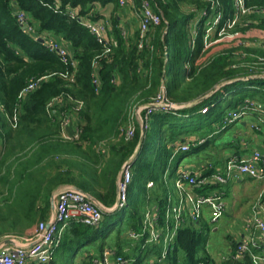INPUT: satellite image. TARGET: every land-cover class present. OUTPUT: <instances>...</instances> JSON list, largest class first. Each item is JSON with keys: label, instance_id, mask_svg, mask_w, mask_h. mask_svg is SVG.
I'll use <instances>...</instances> for the list:
<instances>
[{"label": "trees", "instance_id": "1", "mask_svg": "<svg viewBox=\"0 0 264 264\" xmlns=\"http://www.w3.org/2000/svg\"><path fill=\"white\" fill-rule=\"evenodd\" d=\"M133 1L134 6H128L140 10L143 0ZM150 1L161 22L151 26L148 40L140 46L139 26L128 34L121 25L123 6L118 0H0V239L26 235L48 219L53 192L66 184L113 207L121 169L134 155L126 204L105 211L99 225L71 218L50 259L40 264H76L79 256V264H99L108 248L113 258L122 256L127 264H142L145 255L162 256L159 245L165 233L157 241L153 229L173 225L167 211L179 194L170 195L168 180L179 168L178 160L218 136L215 142L246 117L252 116L247 125L253 131L264 130L254 109L264 108V76L256 75L263 70L245 68L225 52L234 43L228 48L247 52L248 59H254L251 54L264 56L259 45L264 41V15L256 11L242 15L233 29L240 30L239 35L205 47L206 18L198 19V14L209 2ZM220 1L226 16L233 14V0ZM109 2L115 3L110 16L94 8ZM247 3L264 6V0ZM68 7L78 8L80 17L107 22L108 37L116 40L109 52L78 17L70 16ZM18 10L29 16L32 30L19 21ZM45 33L65 43L76 64L66 63L58 50L41 41ZM247 40L250 47L243 46ZM41 78L38 87L26 91ZM164 92L178 108L156 106L148 117L144 109L146 125L138 127L137 120L132 139L118 138L133 109L150 105ZM60 95L65 105L61 110L74 111L81 124L78 139L63 138L60 113L48 109ZM241 112L240 118H233ZM106 142L108 154L100 146ZM184 143L190 145L188 150L180 148ZM202 220L181 223L164 264H254L250 253L237 257L238 241L233 239L231 253L219 263L210 254H201L206 243L198 225Z\"/></svg>", "mask_w": 264, "mask_h": 264}, {"label": "built area", "instance_id": "2", "mask_svg": "<svg viewBox=\"0 0 264 264\" xmlns=\"http://www.w3.org/2000/svg\"><path fill=\"white\" fill-rule=\"evenodd\" d=\"M120 5L127 7L128 5L134 6L133 0H118ZM209 2V7L199 10L198 19L201 17L206 18L204 29V45L208 47L213 42L224 38L226 35L235 37L240 34V30H233L237 27L241 16L249 12L256 11L264 15V6L257 5L250 6L247 0H233L234 11L226 16L222 3L220 0H202ZM60 4L56 5V10ZM71 17H78L79 20L97 36L101 43H104V52H109L111 44L116 43L114 38L108 37L106 21L92 20L88 17H80L78 14V8L68 7ZM195 9V8H194ZM16 15L19 21L24 24L25 28L29 27V30L33 29L32 26H28V15L18 10ZM139 29H140V46L148 40V32L152 25H157L161 22V16L159 12L155 11L152 7L150 0H143L142 7L139 10ZM45 43L52 49H56L62 55L63 60L68 63L76 64L73 55L70 53L68 46L62 43L60 39L56 38L51 33H45ZM246 44L250 45V41L247 40ZM255 42H253L254 44ZM258 44V43H256ZM259 45L264 47V41L259 42ZM258 63H264V56L258 55ZM264 69V68H263ZM264 76L263 72L256 74ZM41 79L33 80L26 91L36 88L40 85ZM95 82L98 79L95 78ZM164 91H166L164 87ZM64 96L60 95L54 98L48 105V109L52 114L60 113L61 116V132L65 139H78L81 132V124L73 116V112L66 109L61 110L65 105ZM60 104V107L56 105ZM82 106V102L77 104V109ZM163 108H178L177 105L171 103L167 98L166 92L160 93L156 98V101L150 105H143L142 107H135L130 115L126 127L122 128V135L126 140L131 139L136 131L137 123L136 119L143 125H146L145 119L140 115V111L146 109V117L152 112L153 107ZM260 117L259 121L264 123V108L261 106H254ZM61 111V112H59ZM77 111V110H75ZM244 112L233 114V118H240ZM134 118V120H133ZM255 123L252 125L254 126ZM72 126L73 131H68V128ZM204 139L201 140L203 142ZM183 150H188L190 145L184 143L180 145ZM134 156L130 157L123 165L121 176L118 180V196L116 205L108 207L104 205L99 199L91 198L86 192H83L74 187V185L66 184L60 187V191L56 195V210L54 215H50L48 219L41 220L32 229L30 234L23 236L11 235L21 237L26 242H34L30 247H16L13 245L5 246L0 251V264H40L47 262L52 253L53 247L59 243L61 239V233L68 221L77 216L79 220L90 225H99L103 219L105 211H113L119 206L126 204L128 199V187L132 180L131 166L133 164ZM212 169L209 173H205L204 169ZM251 177L264 179V152L260 149L254 150L249 157H241L238 155H232L226 161L225 166L216 168L212 162H206L202 166L192 169H186L182 172L177 183L178 188H191L189 193L179 194L177 201H173L168 207L167 218L173 217V225L168 224L166 228L153 229V239L159 240L160 236L164 234V240L172 241L177 234V231L181 223L185 220L200 221L203 215V208L208 210L209 217L212 222L217 221L226 212L225 192L222 189H215V191L206 192L205 194H198L193 191L194 188H205L208 185H225L231 180L238 179L240 177ZM153 183L149 182L151 186ZM123 199V200H122ZM151 214H149L150 216ZM150 224L153 226V220H150ZM246 227L248 231L253 230L255 233L249 232L247 236L238 241L237 257H242L245 253H250L254 264H264V202L259 201L254 207L250 216L246 217ZM166 229V230H165ZM10 236V235H8ZM171 240H170V239ZM167 252V251H166ZM113 251L108 248L104 251L103 257L98 260L99 264H127L128 260L122 256L113 258ZM166 254L163 252L162 256H155L149 264H164L165 259L162 257ZM163 260V261H162ZM35 261V262H34Z\"/></svg>", "mask_w": 264, "mask_h": 264}, {"label": "crops", "instance_id": "3", "mask_svg": "<svg viewBox=\"0 0 264 264\" xmlns=\"http://www.w3.org/2000/svg\"><path fill=\"white\" fill-rule=\"evenodd\" d=\"M94 8L104 15L110 16L115 9V3L109 2L104 6L100 3H96ZM132 12L133 9L130 6L119 8V13L121 14V25L124 28V31L128 34L132 33V27L134 22L137 20ZM130 16L131 20H128L130 19ZM251 120L252 116L244 118L241 125H236L225 135L221 136L213 143L212 150L207 153L206 157L208 156V158L202 159L200 157L193 168L202 166L206 161H213L220 168L224 166L226 161L232 155L249 157L256 149H260L264 152V130L262 132L253 131L250 126L247 125ZM68 131L72 132L73 127L70 126ZM1 151L2 142L0 140V152ZM212 187L213 186L211 184L208 185L206 189L209 191ZM218 188L219 187L217 186L215 189ZM223 190L225 192L226 201V212L224 215H226L229 220H233L235 223H240V227H238L233 234L229 235L230 240L233 239L240 241L242 238L247 236L249 232L257 234V232H254L253 230L248 231L245 224L246 217L250 216L253 212V207L259 201L264 202V179L240 177L224 186ZM198 191H202V189L198 188L196 192L198 193ZM31 231L32 229L27 230L26 234H30Z\"/></svg>", "mask_w": 264, "mask_h": 264}, {"label": "rangeland", "instance_id": "4", "mask_svg": "<svg viewBox=\"0 0 264 264\" xmlns=\"http://www.w3.org/2000/svg\"><path fill=\"white\" fill-rule=\"evenodd\" d=\"M131 8L133 9L132 13L134 14V16L137 19L134 22V25L132 27L133 30L135 31L138 28V26H139L138 20L140 19V15H139V10H135L133 7H131ZM130 15H131V13H130ZM128 20H131V16H130V19H128ZM226 38L231 39V38H234V37L226 35L224 38H222L220 40H223V39L225 40ZM217 41L213 42V44H215ZM234 45H235L234 43H230L229 46H226L225 52L227 51L228 53L234 55L232 59H237L238 58V62H240L239 65H245V68H248V69H254L255 68L257 70L258 69L264 70L263 69L264 68L263 64L257 62L258 58H257V60H255V57H258L257 54H251V56L254 57V59H251V58L248 59L247 58L248 57V53L247 52L239 51L241 53L240 54L237 51L233 52V49L228 48V47H231V46H234ZM243 46L250 47V45H247V44H245ZM143 111L144 110L140 111V115L141 116L144 115ZM73 116L74 117L76 116L74 112H73ZM139 119H140V121H139L138 127L140 125V128H143L145 125H143V123L141 122V120H142L141 117H139ZM133 120H134V118H133ZM74 121L76 122V120H74ZM136 121H137V119H136ZM127 123H128V121L126 122V124ZM126 124L123 126V129L126 127ZM236 125H238V124H234L232 126V128L235 127ZM136 130H137V128H136ZM122 131L119 134L118 138L123 136L122 135ZM217 137H215V138L211 137V141L205 147L199 148V149H192L190 152H188L186 154V156H184L183 158L178 160L179 168L176 170L175 173L172 174V176L168 180L169 190H170V193H171L170 195L172 197H177V194H181L182 191H183V194L189 193L190 191H191L190 194H192L191 188H186V190H183V188H181V190H180V188H178V186H177V183H179L178 179L180 178V176H181V174H182V172L184 170L192 169L195 166L196 162H198L200 157L202 159H207L208 158V156L206 157V155H207L208 152H210V150H212L214 140ZM100 146L103 148L102 151L108 154L109 143L106 142V143H103ZM206 162H208V161H206ZM209 162L213 163V161H209ZM224 166H225V164H224ZM121 172H122V169H121ZM121 172L119 174V178L121 176ZM243 177H246V176H243ZM119 178H118V180H119ZM235 180H237V179L231 180L230 182L235 181ZM229 183H227V184H229ZM227 184H225V185L224 184L223 185H221V184L212 185L213 187H212V189H210V191H213V190L215 191V188L217 186L219 187L218 189H222V188L224 189V186H226ZM220 187H222V188H220ZM201 189H202V191H198V194H205L206 192H209L206 189V187L205 188H201ZM118 200H119V196H118ZM125 211H126V209L121 210V215L123 216V218H122L123 220L121 222V227H125L126 226L127 220H126L125 215H124ZM149 214H151V212ZM203 215H204L203 220L198 225H199L200 229L202 230V232L204 233V235L206 236V243H205V245H203L204 247L201 248L200 253L201 254H206V253L210 254L211 257L214 258L217 263H219L220 261H222L223 258L227 257L231 253V249H230L231 240H230V236L229 235L233 234V232L235 230H237L238 227H240V223H235L233 220H229V218L226 215H224V214L217 220V222H212V220L209 217L208 210L207 209L205 210L204 208H203ZM116 228H118V226H116ZM116 228H115V230H116ZM216 228H219V229H216ZM113 235H115V234H112V237H113ZM157 241H159V240H157ZM170 244H171V241H167V240L162 239V241H161V243L159 245L160 249H162L165 252L166 256H167V252L166 251H169ZM145 256L146 257L144 258V262L142 264H149L150 261L155 258V256H153V255H149V256L145 255ZM57 257L60 258L61 256L59 255ZM79 259H80V256L78 257V259L76 261V264L81 263ZM162 259L163 260L165 259V255L162 257ZM130 263H132V261H130L129 264Z\"/></svg>", "mask_w": 264, "mask_h": 264}, {"label": "water", "instance_id": "5", "mask_svg": "<svg viewBox=\"0 0 264 264\" xmlns=\"http://www.w3.org/2000/svg\"><path fill=\"white\" fill-rule=\"evenodd\" d=\"M41 41H44V38H40ZM134 156V155H133ZM75 188L83 191V192H86L84 191L83 189H81L80 187H77L74 185ZM60 191V187L57 188L52 196H51V214L54 215L55 213V210H56V195L58 194V192ZM88 196H90L91 198H94V199H97L95 196L91 195L90 193L86 192ZM34 242H26L24 241L21 237H18V236H5V237H2L0 239V251L5 247V246H9V245H13V246H16V247H30L32 246Z\"/></svg>", "mask_w": 264, "mask_h": 264}]
</instances>
